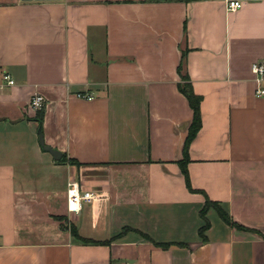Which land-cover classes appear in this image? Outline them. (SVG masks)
I'll list each match as a JSON object with an SVG mask.
<instances>
[{
	"label": "crops",
	"instance_id": "obj_1",
	"mask_svg": "<svg viewBox=\"0 0 264 264\" xmlns=\"http://www.w3.org/2000/svg\"><path fill=\"white\" fill-rule=\"evenodd\" d=\"M229 1L243 6L228 12ZM182 54L201 97L194 192L178 165L193 118ZM254 63L264 0H0V264H264ZM39 128L64 162L41 150ZM70 181L96 195L77 215ZM206 200L241 229L209 207L200 236Z\"/></svg>",
	"mask_w": 264,
	"mask_h": 264
},
{
	"label": "trees",
	"instance_id": "obj_2",
	"mask_svg": "<svg viewBox=\"0 0 264 264\" xmlns=\"http://www.w3.org/2000/svg\"><path fill=\"white\" fill-rule=\"evenodd\" d=\"M183 59H184V54H182V60L180 65L178 66L177 72L178 75L180 77V83H178V90L179 92L185 97V99L187 100L192 112H193V118H192V123L189 127L188 130V134L184 143V148H183V159L178 163L180 171L182 173V175L184 176L185 179V184L186 187L188 188V190H190L191 192H194V190H192L191 186H190V182H189V178H188V173H187V165L189 162V158H188V148L190 143L192 142V140L195 138L196 134L198 133V131L201 128V115H200V103H201V97L197 96L193 90H192V86L190 83V80L187 76L186 73L183 72ZM41 111L38 112V123L40 125L41 121ZM65 161V157L63 156L61 162ZM211 207L213 208L218 217L225 222L226 224H228L231 227H235L236 229H241L237 224H235L234 222H232L229 217L226 215V213L216 204L213 202H210L208 200H206L204 208L201 210L200 212V217L201 219L204 221L205 225L199 230V235L203 236V233L207 230L209 224L205 218V212L206 210ZM59 221H63V225L64 228H69V226L67 225V219L66 218H56ZM70 233L73 237H77L78 235L74 229L73 226H70L69 228ZM85 243H97L91 240H82Z\"/></svg>",
	"mask_w": 264,
	"mask_h": 264
},
{
	"label": "built area",
	"instance_id": "obj_3",
	"mask_svg": "<svg viewBox=\"0 0 264 264\" xmlns=\"http://www.w3.org/2000/svg\"><path fill=\"white\" fill-rule=\"evenodd\" d=\"M243 3L239 1H229L226 3V11L235 12L242 8ZM251 73L254 76V81L258 85L256 91L257 96H264V89L262 83L264 81V64L254 63L251 66ZM3 79L7 81L8 85H13V81L8 76H4ZM76 98L79 100H92L91 95L85 93H77ZM44 98L40 95H35L29 102V107L34 111H41L44 107ZM96 198V195L92 192L84 191L80 189L79 185L75 181H70L66 190V211L69 215H77L84 204L92 202Z\"/></svg>",
	"mask_w": 264,
	"mask_h": 264
},
{
	"label": "water",
	"instance_id": "obj_4",
	"mask_svg": "<svg viewBox=\"0 0 264 264\" xmlns=\"http://www.w3.org/2000/svg\"><path fill=\"white\" fill-rule=\"evenodd\" d=\"M22 1H27V0H22ZM37 134H38V144H39L41 150L43 152H45V153H49L55 161L61 160V158H62L61 153H59L57 150L52 149L49 146H46L44 144V141H43V137H42V133H41L40 128L38 129Z\"/></svg>",
	"mask_w": 264,
	"mask_h": 264
}]
</instances>
